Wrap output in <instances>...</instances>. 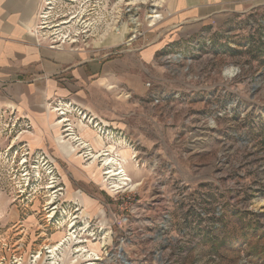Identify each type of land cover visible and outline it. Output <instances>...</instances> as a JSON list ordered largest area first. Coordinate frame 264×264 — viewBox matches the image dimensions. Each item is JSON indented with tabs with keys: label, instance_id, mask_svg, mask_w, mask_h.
I'll use <instances>...</instances> for the list:
<instances>
[{
	"label": "rangeland",
	"instance_id": "1",
	"mask_svg": "<svg viewBox=\"0 0 264 264\" xmlns=\"http://www.w3.org/2000/svg\"><path fill=\"white\" fill-rule=\"evenodd\" d=\"M91 1L90 31L73 36L82 46L118 39L123 23L141 31L173 2ZM180 26L141 69V107L124 120L60 106L88 151L102 139L95 160L60 151L71 145L54 107L27 122L0 112V264H264V0ZM105 157L123 175L108 176ZM213 208L217 228L202 213Z\"/></svg>",
	"mask_w": 264,
	"mask_h": 264
},
{
	"label": "crops",
	"instance_id": "2",
	"mask_svg": "<svg viewBox=\"0 0 264 264\" xmlns=\"http://www.w3.org/2000/svg\"><path fill=\"white\" fill-rule=\"evenodd\" d=\"M67 1L53 0L42 16L46 0H0V112L27 122L64 105L89 111L97 122L109 115L124 120L126 112L141 107V69L156 68L158 51L171 46L180 25L208 17L231 0H173L156 6L162 15L156 26L145 18L140 24L147 27L132 31L123 23L120 39L83 46L73 36L90 31L92 1ZM56 32L60 37L49 38ZM102 32L99 40L109 29ZM132 32L137 36L127 42Z\"/></svg>",
	"mask_w": 264,
	"mask_h": 264
},
{
	"label": "bare ground",
	"instance_id": "3",
	"mask_svg": "<svg viewBox=\"0 0 264 264\" xmlns=\"http://www.w3.org/2000/svg\"><path fill=\"white\" fill-rule=\"evenodd\" d=\"M162 17L160 11L157 9V8H151L147 14H146V21L148 23V25H153L155 24L160 18ZM116 33V31L114 32ZM118 33V32H117ZM116 33V34H117ZM119 34V33H118ZM102 38V37H101ZM121 38V35L118 39ZM117 39V40H118ZM116 40V39H115ZM60 111V112H59ZM71 110H69L68 108H64V107H54L51 112L52 113H56V114H60V120L56 121V126L57 127H60V126H66V128L64 129V131H66V134L64 136H66V139L65 141H68V144L67 145H71V149H64V148H60V151L65 154L69 159L73 158V156H76V154H78L77 152H79V149H85L83 151V154H87V156L89 155V159H92V160H95L96 158H98L100 155H102V151H103V146H102V139L100 140V148L98 149L97 153L96 154H92V152L88 151V144L84 141H82L81 139H79L78 137H76L75 135H73L71 132L69 131H72V127L70 126L69 123L67 124H64V122H67L69 121V118L67 117V113L66 112H70ZM53 116V115H52ZM60 129H56V133H59ZM60 134V133H59ZM88 138V136H85ZM100 138V137H99ZM64 149V150H63ZM112 159L108 158V157H105L103 159V165H106V171L105 173L108 174V176H111V175H117L118 177L120 175H123V171L120 169V168H116V169H110V166H107L111 163ZM120 177L119 180H125L126 178H122ZM120 182V181H119ZM122 184H125L127 185V183H124V181L121 182ZM117 186V185H116ZM119 187V186H117ZM131 188L134 187V185H131L130 186ZM73 226V223L70 224V227ZM78 236V235H77ZM77 236L75 238H77ZM74 238V239H75ZM74 242V241H73ZM77 242H80V240H77L75 241L74 243H77ZM57 247V245H56ZM84 251V249H82V247L80 246H77L75 248V250L73 251V253L76 252V255L78 257V255H80L81 257H79L80 259L83 258L84 260H88L90 257H89V254L91 255H95L94 253H85V254H82V252ZM78 258H74L73 261H77ZM52 264V263H51ZM57 264V263H56Z\"/></svg>",
	"mask_w": 264,
	"mask_h": 264
},
{
	"label": "built area",
	"instance_id": "4",
	"mask_svg": "<svg viewBox=\"0 0 264 264\" xmlns=\"http://www.w3.org/2000/svg\"><path fill=\"white\" fill-rule=\"evenodd\" d=\"M135 34H134V32H132L131 33V35H130V37L128 38V42L130 41V40H132L133 38H135ZM147 85H149L148 83H147ZM202 213H204L205 215H206V217H207V219H209V220H212L213 222H212V227L213 228H217V227H219V223H218V218H219V210H218V208H213L212 210H206V211H203Z\"/></svg>",
	"mask_w": 264,
	"mask_h": 264
}]
</instances>
